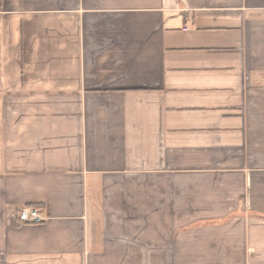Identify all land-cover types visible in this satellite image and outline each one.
Segmentation results:
<instances>
[{
	"label": "crops",
	"instance_id": "crops-1",
	"mask_svg": "<svg viewBox=\"0 0 264 264\" xmlns=\"http://www.w3.org/2000/svg\"><path fill=\"white\" fill-rule=\"evenodd\" d=\"M0 264H264V0H0Z\"/></svg>",
	"mask_w": 264,
	"mask_h": 264
},
{
	"label": "built area",
	"instance_id": "built-area-1",
	"mask_svg": "<svg viewBox=\"0 0 264 264\" xmlns=\"http://www.w3.org/2000/svg\"><path fill=\"white\" fill-rule=\"evenodd\" d=\"M188 27H183V30H187ZM19 217L21 220L26 222H38L41 221L40 215L37 213V211L30 207H24L20 209Z\"/></svg>",
	"mask_w": 264,
	"mask_h": 264
},
{
	"label": "trees",
	"instance_id": "trees-1",
	"mask_svg": "<svg viewBox=\"0 0 264 264\" xmlns=\"http://www.w3.org/2000/svg\"><path fill=\"white\" fill-rule=\"evenodd\" d=\"M28 207H33V208H37V207H39V204H29V206Z\"/></svg>",
	"mask_w": 264,
	"mask_h": 264
}]
</instances>
